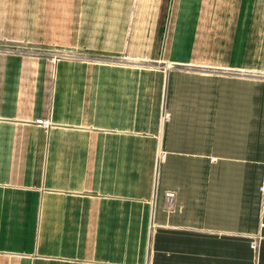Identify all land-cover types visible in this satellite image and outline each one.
<instances>
[{"label": "crops", "instance_id": "0c3cea01", "mask_svg": "<svg viewBox=\"0 0 264 264\" xmlns=\"http://www.w3.org/2000/svg\"><path fill=\"white\" fill-rule=\"evenodd\" d=\"M76 1L102 61H73L48 105L0 97V221H30L0 229V264H264V0ZM50 112L42 165L1 146L46 141ZM38 220L73 223L70 245H34Z\"/></svg>", "mask_w": 264, "mask_h": 264}, {"label": "rangeland", "instance_id": "374dc122", "mask_svg": "<svg viewBox=\"0 0 264 264\" xmlns=\"http://www.w3.org/2000/svg\"><path fill=\"white\" fill-rule=\"evenodd\" d=\"M0 0V97L14 94L16 90H25L28 85V96L30 103H41L43 99L48 105L55 99L57 88L61 79H68L73 70V61H102L101 55H96L91 47L85 45V41L73 39V0ZM78 1V0H77ZM76 1V2H77ZM137 1V0H136ZM138 5L135 3V6ZM134 8V7H133ZM61 9V10H60ZM81 23H77L80 27ZM73 41L74 44L73 45ZM119 60V59H112ZM129 59L121 61L122 64H137L142 67L157 66L158 63L133 62ZM12 67V69L10 68ZM39 106V105H37ZM48 110V106H47ZM48 114V112H47ZM169 117V118H166ZM171 116L163 111L162 121L170 120ZM50 121L51 126L45 128L37 124L38 120ZM37 127H40L47 137V140L41 139L36 130L29 131V140L14 141L12 144L1 143L5 148L15 150L14 155H23L25 158H33L37 165H42L44 160L48 159L44 154L51 145V130L57 127L52 120L51 112L45 117L37 118L34 121ZM158 166L164 160L159 161ZM67 156L70 158L71 151L67 150ZM20 158L16 157L15 161ZM173 192V191H169ZM168 193V192H167ZM166 193V195H167ZM175 193V192H174ZM176 199L166 201L174 203ZM43 202V200L41 201ZM38 213L50 215L69 214L68 209L58 207L51 211L48 206L36 205ZM73 213V212H72ZM16 223L19 229L28 230L30 221L21 220L15 222L5 220L0 221V229L5 226ZM71 222L65 221H35L33 229L36 232L33 244L38 245V238L46 236L48 231L53 235L56 232V241L63 247H68L71 242L73 227ZM70 249L62 250L63 253ZM73 254V250H72Z\"/></svg>", "mask_w": 264, "mask_h": 264}, {"label": "built area", "instance_id": "2783aa9c", "mask_svg": "<svg viewBox=\"0 0 264 264\" xmlns=\"http://www.w3.org/2000/svg\"><path fill=\"white\" fill-rule=\"evenodd\" d=\"M166 118H169V117L166 116ZM37 124L42 125L45 128H49L51 126L50 121H45V120H40V119L37 121ZM163 159H165V153L162 152L160 157H159V161H161ZM166 196H167L168 200H172L175 198V193L174 192H168ZM253 249H257L256 243L253 245Z\"/></svg>", "mask_w": 264, "mask_h": 264}]
</instances>
